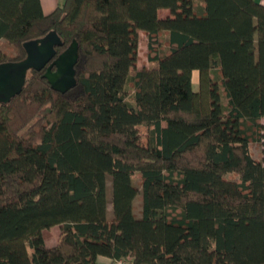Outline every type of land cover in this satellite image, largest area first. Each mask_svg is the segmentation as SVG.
Segmentation results:
<instances>
[{"label": "trees", "instance_id": "16d2710c", "mask_svg": "<svg viewBox=\"0 0 264 264\" xmlns=\"http://www.w3.org/2000/svg\"><path fill=\"white\" fill-rule=\"evenodd\" d=\"M52 30L77 84L0 101V264H264V4L0 0V63Z\"/></svg>", "mask_w": 264, "mask_h": 264}, {"label": "water", "instance_id": "95a60500", "mask_svg": "<svg viewBox=\"0 0 264 264\" xmlns=\"http://www.w3.org/2000/svg\"><path fill=\"white\" fill-rule=\"evenodd\" d=\"M63 44L60 35L52 30L40 38L24 42V59L0 63V101L9 102L22 92L31 69H46L44 76L55 90L65 93L75 87L79 44L74 40L58 53L57 47Z\"/></svg>", "mask_w": 264, "mask_h": 264}, {"label": "rangeland", "instance_id": "374dc122", "mask_svg": "<svg viewBox=\"0 0 264 264\" xmlns=\"http://www.w3.org/2000/svg\"><path fill=\"white\" fill-rule=\"evenodd\" d=\"M139 60H138V65L142 66L144 64H148V47H147V36L145 33H140L139 37ZM193 83H194V88L197 90L199 88V73L198 71L194 72L193 76ZM264 121V120H263ZM139 132L143 136L144 141H146V135L148 132V128L145 126H140L139 127ZM252 153L254 157L258 159H262L264 157V144L261 141H254L251 145ZM134 182L137 186H140V176L139 174H136L134 176ZM108 196L111 198V182L110 180L108 181ZM141 195V194H140ZM140 195L137 196V198L134 201L135 204V213L136 215H140V210H141V198ZM109 212L111 214L112 212V206L109 204ZM61 234V228L59 225H56L50 229L45 230L44 236L46 242H57L59 239V236ZM127 264V263H124Z\"/></svg>", "mask_w": 264, "mask_h": 264}, {"label": "crops", "instance_id": "0c3cea01", "mask_svg": "<svg viewBox=\"0 0 264 264\" xmlns=\"http://www.w3.org/2000/svg\"><path fill=\"white\" fill-rule=\"evenodd\" d=\"M40 1L42 5V10L45 14H49L53 12L59 4L64 2V0H40ZM257 1L260 2L261 4H264V0H257ZM160 14L162 16L170 15V11L168 9H162L160 10ZM56 243L57 242H50V243L47 242L49 246H53ZM118 261L119 260H115L113 258L101 255L98 257L97 264H119Z\"/></svg>", "mask_w": 264, "mask_h": 264}, {"label": "built area", "instance_id": "2783aa9c", "mask_svg": "<svg viewBox=\"0 0 264 264\" xmlns=\"http://www.w3.org/2000/svg\"><path fill=\"white\" fill-rule=\"evenodd\" d=\"M118 263H119V264H124V263H126V262H124L123 260H119Z\"/></svg>", "mask_w": 264, "mask_h": 264}]
</instances>
